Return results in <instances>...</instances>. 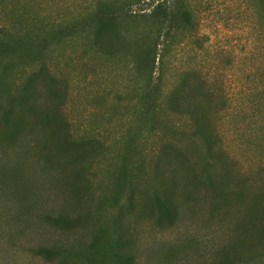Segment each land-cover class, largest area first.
I'll return each mask as SVG.
<instances>
[{
    "label": "rangeland",
    "instance_id": "rangeland-1",
    "mask_svg": "<svg viewBox=\"0 0 264 264\" xmlns=\"http://www.w3.org/2000/svg\"><path fill=\"white\" fill-rule=\"evenodd\" d=\"M157 1L0 0V114L11 105L21 113L26 90L38 110L48 97L63 101L89 157L83 177H59L33 160L31 131L0 142V264H117L120 235L135 264H222L216 253L238 215L212 211L214 196L232 177L264 190V14L255 0H183L191 25L168 27L149 17ZM103 18L112 20L100 38ZM148 55L157 61L147 70ZM185 80L216 92L210 146L169 104ZM159 198L175 201L172 224L157 221ZM41 247L67 251L38 256Z\"/></svg>",
    "mask_w": 264,
    "mask_h": 264
},
{
    "label": "trees",
    "instance_id": "trees-1",
    "mask_svg": "<svg viewBox=\"0 0 264 264\" xmlns=\"http://www.w3.org/2000/svg\"><path fill=\"white\" fill-rule=\"evenodd\" d=\"M261 7L264 14V0H255ZM183 0H158L154 9L149 13V17L156 24L170 26L176 22H183L187 26L191 25L192 18L183 7H179V3ZM108 18V17H107ZM101 19L100 25V38L104 37V33L108 31L110 21L108 19L103 21ZM116 34L119 33L116 31ZM150 55L145 58V68L148 70L150 67L156 65L157 56L150 58ZM36 75L30 77V81L35 78ZM50 78V79H49ZM47 79L53 80L58 85V82L49 76ZM63 86L54 87L53 94ZM183 89L179 91V95H174L169 99V104L174 111L181 113L186 112L190 115L198 133L210 146L214 139V132L211 129V123L208 119V108L214 99H216V92L208 87L205 81L198 82L197 86L192 87L189 81L185 80L182 83ZM192 88L194 95L201 94L203 102L207 101L210 104H204L203 102H193L187 98V94L183 95L185 90ZM195 88V89H193ZM65 90L63 89L60 94L63 96ZM182 98H180V96ZM28 93L22 99L18 100V107H22L23 110L18 111L15 105H11L9 108L4 109L0 114V122H4L5 131L1 133V141L9 140L16 144L22 136L23 130H27L29 136H32L30 143L34 146L33 151L39 154L34 156V161L41 160L46 164L44 170L47 172H58L59 177H83L85 171L84 162L88 160V155L84 154L77 143L70 135L69 126L63 117L64 103L59 102L56 106L51 105V97L47 98L45 109L38 110L33 106H29ZM182 99V100H181ZM202 103V104H201ZM216 105V104H215ZM183 108V111H181ZM31 116V117H30ZM36 119H35V117ZM33 118V120H31ZM31 120V121H30ZM1 144V143H0ZM55 147L57 148V156H51L54 154ZM53 148V149H51ZM210 148V147H209ZM46 149V150H45ZM46 153V154H45ZM5 159L0 158V162ZM3 168L0 163V171ZM1 180V177H0ZM71 181V180H70ZM239 180L234 177L225 180L223 190L225 193H221L214 196V206L212 211H219L222 208L224 211H229V207H234L237 210V217L230 225V241L221 250L217 251L222 264H248L256 259L264 257V190H259L254 193H250L245 187H240ZM70 186V183L67 182ZM169 186H166V188ZM171 187V186H170ZM169 191V189H166ZM223 194V195H222ZM222 195V196H221ZM251 195V200L244 208H239V205H243V200ZM219 196V197H218ZM166 199V198H165ZM192 201L195 198H191ZM175 201L158 199L156 214L157 221L161 224L168 222L172 224L178 217V210L175 206ZM66 216V215H65ZM64 215H59V219L48 215V219L55 223L69 220ZM132 240L129 237L120 235L118 240V250L115 253V262L117 264H135L137 263L136 256L131 252ZM63 248V247H62ZM67 251L64 249H57V247H41L36 251V255L52 257L59 256L62 252ZM211 264H218L217 262H211Z\"/></svg>",
    "mask_w": 264,
    "mask_h": 264
}]
</instances>
